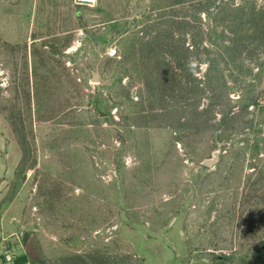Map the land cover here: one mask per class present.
<instances>
[{
    "label": "rangeland",
    "instance_id": "rangeland-1",
    "mask_svg": "<svg viewBox=\"0 0 264 264\" xmlns=\"http://www.w3.org/2000/svg\"><path fill=\"white\" fill-rule=\"evenodd\" d=\"M263 239L264 0H0V260L264 264Z\"/></svg>",
    "mask_w": 264,
    "mask_h": 264
},
{
    "label": "built area",
    "instance_id": "built-area-1",
    "mask_svg": "<svg viewBox=\"0 0 264 264\" xmlns=\"http://www.w3.org/2000/svg\"><path fill=\"white\" fill-rule=\"evenodd\" d=\"M98 1L99 0H74V3L78 6L94 7L97 5ZM2 254L1 264H15L14 259L17 254L15 251L5 248Z\"/></svg>",
    "mask_w": 264,
    "mask_h": 264
},
{
    "label": "crops",
    "instance_id": "crops-1",
    "mask_svg": "<svg viewBox=\"0 0 264 264\" xmlns=\"http://www.w3.org/2000/svg\"><path fill=\"white\" fill-rule=\"evenodd\" d=\"M30 257L31 256L16 254L14 263L15 264H33ZM0 264H1V260H0Z\"/></svg>",
    "mask_w": 264,
    "mask_h": 264
},
{
    "label": "water",
    "instance_id": "water-1",
    "mask_svg": "<svg viewBox=\"0 0 264 264\" xmlns=\"http://www.w3.org/2000/svg\"><path fill=\"white\" fill-rule=\"evenodd\" d=\"M94 80L95 81H98L99 80V77H98L97 73L94 74ZM218 156H219V151H216L214 153V157L212 159H207L205 161V163L208 164V165L215 163L217 161V159H218Z\"/></svg>",
    "mask_w": 264,
    "mask_h": 264
},
{
    "label": "trees",
    "instance_id": "trees-1",
    "mask_svg": "<svg viewBox=\"0 0 264 264\" xmlns=\"http://www.w3.org/2000/svg\"><path fill=\"white\" fill-rule=\"evenodd\" d=\"M78 259H79V261L74 262V264H92V263L87 262L86 260H84V258H82V256L81 257L78 256ZM95 263L96 264H100V262H98V260H95Z\"/></svg>",
    "mask_w": 264,
    "mask_h": 264
}]
</instances>
